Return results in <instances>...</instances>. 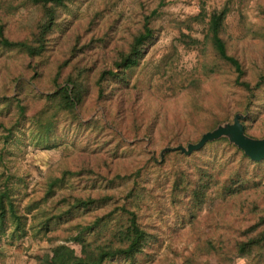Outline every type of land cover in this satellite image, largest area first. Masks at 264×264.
Instances as JSON below:
<instances>
[{
  "label": "rangeland",
  "instance_id": "374dc122",
  "mask_svg": "<svg viewBox=\"0 0 264 264\" xmlns=\"http://www.w3.org/2000/svg\"><path fill=\"white\" fill-rule=\"evenodd\" d=\"M225 8L229 54L241 62L243 80L255 85L264 75V0H71L59 9L42 56L0 48V191L7 183L26 220V235L5 241L20 261L44 264V255L62 244L81 254L71 241L79 234L91 249L119 242L126 222L120 211L128 205L153 237L137 264H264V252L233 254L264 216V160L252 162L231 135L186 153L206 133L236 120L248 139L264 141V84L249 102L232 69L203 43V15ZM147 17L155 35L139 65L128 83L109 82L98 99L99 74L128 51ZM42 19L40 8L0 0V21L12 41H33ZM78 68L91 72L82 110L89 125L79 132L62 120L55 139L43 138L32 120L45 104L39 95L66 86ZM21 107L25 114L19 118ZM176 149L178 154L168 155ZM176 172L191 178L173 195ZM207 174L215 185L196 210L190 184ZM55 178L63 182L48 197ZM132 189L137 193L129 198ZM69 196L97 203L46 224L68 209Z\"/></svg>",
  "mask_w": 264,
  "mask_h": 264
},
{
  "label": "trees",
  "instance_id": "16d2710c",
  "mask_svg": "<svg viewBox=\"0 0 264 264\" xmlns=\"http://www.w3.org/2000/svg\"><path fill=\"white\" fill-rule=\"evenodd\" d=\"M22 1L41 9L43 19L38 27V33L34 34L33 41L31 42H15L7 38L4 32L5 25L0 21V48L9 51L16 50L26 54L30 58H38L45 53L48 37L57 26L59 9L65 8L71 0ZM227 15L228 10L226 8L221 11H214L209 16L203 15L204 20H208L203 43L209 45L215 56L232 69L233 74L236 76V86L242 89L247 94L249 102H252L256 96L255 93L264 84V75L261 76L260 80L255 85L243 80L245 73L242 64L236 57L229 54L227 43L223 38ZM201 16L202 14L196 18H200ZM154 35V29H152L150 25V17H147L142 30L133 37L128 51L121 52L111 69L102 71L99 74L96 80L98 99L104 98L105 88L109 82L114 81L121 84L128 83L129 73L139 65L143 55V48L152 41ZM183 38L190 37L183 35ZM193 42L198 43L199 41L193 40ZM62 67H60L57 72L55 78L56 83L58 82ZM75 70L77 73L73 72L66 79V86L61 87V85H56V90L51 94L39 95L42 100H44L45 104L43 109L36 114L32 120L41 131L40 133L43 138H47L48 140L55 139V133L60 127L62 120H64L67 125L70 124L72 127L79 129V132H81L83 128H87L88 126L86 125H89L83 120L82 110L86 98L88 97V80L91 78V72L79 68ZM24 112V107H21L19 118L25 114ZM93 124L95 123L90 122V125ZM10 132L12 131L10 130ZM56 146V143L50 145V147ZM239 150L245 154L243 150ZM175 154H178V151L168 152V155ZM248 158L251 160L250 157ZM252 162L259 163L261 161ZM190 178L191 175H186L184 172H176L174 182L172 183V194L177 195L178 191L183 188L184 179L189 180ZM204 178L205 180L200 179L196 183L190 184L193 188L190 191V196L194 204L193 208L196 210L201 209L208 201L207 194L212 186L215 185L212 175L207 174ZM62 182L63 180L58 178L51 181L46 192L47 196H53L56 192V187L61 185ZM224 188H226V186ZM225 190L230 191L228 188ZM136 193L137 190L132 189L129 192V198L134 197ZM231 194H233V192ZM64 200L68 209L59 215L51 213L52 217L46 220V224L51 220L59 219L63 215L69 214L71 210L89 209L97 203L95 199L90 197L85 199L82 197L69 196L65 197ZM53 210L56 211V209ZM120 212V215H124L126 218V222L119 233V242L114 243L113 239H110L111 241L108 244L91 249V243H87L79 234L71 241L82 247L81 254H78L76 250L69 245H57L44 255L42 258L44 264H106L115 259H124L129 264H137L138 256L144 253L153 237L140 223V218L136 210L130 209L128 205H123ZM60 215L62 216L60 217ZM25 227L26 220H24V217L15 207V201L12 199L8 184L6 183L4 191H0V243L6 238H8L10 242H13L16 238H21L26 235L24 232L26 229ZM42 228L44 230L47 229L48 232L50 231L47 226H43ZM249 230L255 235L246 241H239L236 244L235 249H233V254L235 256L245 257L254 250H257L260 254L264 252V216H262L258 223Z\"/></svg>",
  "mask_w": 264,
  "mask_h": 264
},
{
  "label": "water",
  "instance_id": "95a60500",
  "mask_svg": "<svg viewBox=\"0 0 264 264\" xmlns=\"http://www.w3.org/2000/svg\"><path fill=\"white\" fill-rule=\"evenodd\" d=\"M244 128L239 122L236 120L233 126L228 128H221L214 132L206 133L201 141L197 145H190L188 151L186 152L184 149L179 148L180 151L186 152L188 155L193 153L194 151H198L202 149L205 144L209 141L218 140L224 136H233L238 147L245 152V154L251 158L252 161L259 162L264 160V141H253L248 139L245 136ZM178 151V149L174 150Z\"/></svg>",
  "mask_w": 264,
  "mask_h": 264
},
{
  "label": "crops",
  "instance_id": "0c3cea01",
  "mask_svg": "<svg viewBox=\"0 0 264 264\" xmlns=\"http://www.w3.org/2000/svg\"><path fill=\"white\" fill-rule=\"evenodd\" d=\"M5 241L6 239L2 240L0 243V264H27L25 260L22 259L20 261L19 258L16 257L17 254H14L12 247L10 245H6Z\"/></svg>",
  "mask_w": 264,
  "mask_h": 264
}]
</instances>
